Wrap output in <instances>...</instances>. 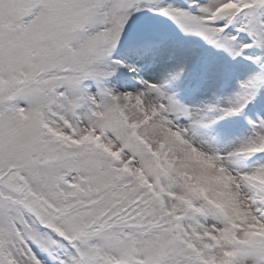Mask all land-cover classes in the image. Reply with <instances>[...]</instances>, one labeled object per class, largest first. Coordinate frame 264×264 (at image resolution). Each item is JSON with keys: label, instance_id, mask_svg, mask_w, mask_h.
Wrapping results in <instances>:
<instances>
[{"label": "snow or ice", "instance_id": "obj_1", "mask_svg": "<svg viewBox=\"0 0 264 264\" xmlns=\"http://www.w3.org/2000/svg\"><path fill=\"white\" fill-rule=\"evenodd\" d=\"M0 264H264V0H0Z\"/></svg>", "mask_w": 264, "mask_h": 264}]
</instances>
